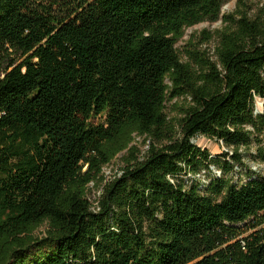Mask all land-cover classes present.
<instances>
[{
  "label": "trees",
  "instance_id": "obj_1",
  "mask_svg": "<svg viewBox=\"0 0 264 264\" xmlns=\"http://www.w3.org/2000/svg\"><path fill=\"white\" fill-rule=\"evenodd\" d=\"M228 1L0 0V264H264V3Z\"/></svg>",
  "mask_w": 264,
  "mask_h": 264
},
{
  "label": "rangeland",
  "instance_id": "obj_2",
  "mask_svg": "<svg viewBox=\"0 0 264 264\" xmlns=\"http://www.w3.org/2000/svg\"><path fill=\"white\" fill-rule=\"evenodd\" d=\"M236 1L237 0H229L228 3L224 6V8L222 9V13L223 14H229L231 12H233V10L235 9V5H236ZM252 3L254 5H259V4H263L264 0H252ZM221 28V23H202L199 24L197 26H194L190 29H188L183 37V39L176 45V49L178 51V53L181 55L183 53L184 50L186 49H193L191 47H189L188 43L189 41H191L196 48H199V50H207L210 49L212 50L214 43H203L202 41V37H201V32L202 31H207L210 33L215 32L216 30ZM15 58H18L16 56H13V60H15ZM183 58V56H182ZM18 59H16L17 61ZM183 60H185L183 58ZM174 104V102L170 103L168 105V114H170V116H174L173 113V108L172 105ZM255 111L258 114H263L264 113V99H256L255 102ZM264 139V136L262 137ZM134 144H137L140 149L142 151L146 150V144L144 143L143 139L141 138H136ZM193 144L196 145L197 147L201 148V149H206L209 154L212 157H216L218 155H220L222 152H226L227 148L221 143V142H216L214 140H209L207 138L204 137H198L193 141ZM252 150V149H251ZM124 156V153L118 155L116 157V159L109 165L106 166L103 170L104 176L106 178V180L113 178V176L117 175L120 173V169L122 168V157ZM245 163L253 170V171H257L258 170V166H256L253 162H251V160L248 159V157L244 158ZM261 169V168H260ZM212 173L209 174L208 172H202V174L199 176L200 181L203 184L208 183V181L210 180V178H212V176H219L220 172L217 171L216 169H214L213 167L211 168ZM235 179L245 182L247 180V173L244 169H236V173L234 174ZM188 178H190L188 176ZM91 187V192L89 194V201L94 202L99 196H100V189H97L95 187H93L92 185ZM43 231L44 228H41V230L38 231L39 236L43 235ZM48 251V250H47Z\"/></svg>",
  "mask_w": 264,
  "mask_h": 264
}]
</instances>
